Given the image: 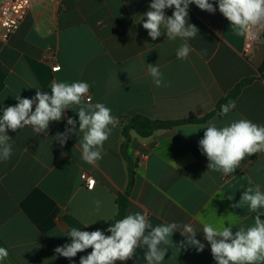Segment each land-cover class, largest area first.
I'll return each instance as SVG.
<instances>
[{"label": "crops", "instance_id": "obj_1", "mask_svg": "<svg viewBox=\"0 0 264 264\" xmlns=\"http://www.w3.org/2000/svg\"><path fill=\"white\" fill-rule=\"evenodd\" d=\"M209 2L217 8L214 14L189 6V22L199 34L188 41L192 51L185 60L176 56L184 41L169 40L166 34L153 41L142 27L141 16L151 0L36 1L17 30L8 39L0 37V115L4 107L18 103L14 97L19 94L32 98L35 88L51 94L53 81H84L90 85L86 102L103 103L118 118L95 165L82 159V134H70L63 147L53 140L65 131L68 117L78 121L77 105L61 121L50 122L48 135H37L31 126L7 131L13 151L10 159L0 161V247L9 255L0 264L74 259L54 252L71 242V229L106 230L118 214L117 198L129 182L122 154L129 120L135 115L160 121L201 119L247 78L254 80L225 116L219 112L204 123L157 130L149 137L130 132L127 156L135 181L126 216L146 213L153 227L176 222L191 224L198 232L203 252L178 250L175 244L184 237L175 232L161 264H216L203 238L204 224H231L235 232L252 226L256 214L264 219V208L253 213L247 204L232 207L247 187L260 185L264 191V152L246 157L225 175L208 170L209 161L199 149L206 130L201 127L208 121L223 127L248 119L264 126V41L244 57L247 36L234 31L216 0ZM173 10L166 9V15ZM147 64L159 66L163 86L154 85ZM55 66L59 69L53 70ZM84 174L95 179L92 189L84 185ZM144 251L142 246L133 259L117 264H147Z\"/></svg>", "mask_w": 264, "mask_h": 264}, {"label": "clouds", "instance_id": "obj_2", "mask_svg": "<svg viewBox=\"0 0 264 264\" xmlns=\"http://www.w3.org/2000/svg\"><path fill=\"white\" fill-rule=\"evenodd\" d=\"M191 4L208 13L214 14L217 10L209 0H151L148 10L141 16L140 23L153 41L165 34L169 40L180 38L184 41L176 51L180 60L188 58L192 51L188 41L199 34L197 26L189 22ZM216 4L219 12L240 36L250 37L253 26L264 21V0H216ZM166 9H174L171 16L166 15ZM147 71L155 86H163L162 73L157 64H147ZM89 88L90 85L84 81L71 84L53 81L51 94L35 88L32 98H22L20 94L15 96L18 103L4 107L0 115V161H7L12 155V138L7 135L8 130L15 132L31 126L37 135H48L50 122L61 121L65 118V111L77 105L78 110L74 112L78 115V121L68 117L65 131L57 132L53 140L63 147L70 134H82L79 144L82 159L95 165L102 159L104 142L118 118L103 103L86 102ZM235 106V101H229L221 106L219 115H227ZM201 128L206 130L198 144L201 154L206 155L209 161L208 170L232 174L246 157L264 152V126L248 119L233 121L223 127L208 121ZM95 203L99 206L100 202ZM242 204H247L253 213L264 208V191L260 185L247 187L239 202L232 207L241 208ZM105 231L110 235H105ZM175 232L184 237L175 244L178 250L192 247L198 253L204 251L205 244L196 238L198 232L191 224L172 222L153 227L146 213L137 212L112 223L106 230L89 232L73 228L67 235L71 242L57 246L54 252L56 256L71 259L91 248L88 255L80 257L79 264H117L118 261L133 259L137 249L143 246L147 264H161L169 251V238L173 243ZM202 233L216 264H264V219L259 214L255 215L254 224L247 229L241 227L233 232L231 224L220 228L204 224ZM8 255L7 249L0 247V261H4Z\"/></svg>", "mask_w": 264, "mask_h": 264}, {"label": "trees", "instance_id": "obj_3", "mask_svg": "<svg viewBox=\"0 0 264 264\" xmlns=\"http://www.w3.org/2000/svg\"><path fill=\"white\" fill-rule=\"evenodd\" d=\"M253 80L254 78H247L239 82L226 97L221 99V101L217 104L216 109L212 113L201 119H190V120H182V121H160V120L150 119L143 115H135L129 120L127 125H125V127L123 128V135L125 141L122 146V154L125 157L126 161L128 162L129 182L126 192L124 194H120L117 198V205L119 210L113 223L126 217L130 202V192L135 181V173H134L133 165L127 156V148H128L130 132L134 131L136 134H138L141 137H149L157 130L169 129L185 124L204 123L205 121H207L208 118L215 115L216 113H219L221 111L222 105L227 104L229 101H235L242 92L243 88L249 85ZM105 235H110V233L107 232ZM81 256L82 255H78L74 259L67 261L63 264H75L80 259Z\"/></svg>", "mask_w": 264, "mask_h": 264}, {"label": "built area", "instance_id": "obj_4", "mask_svg": "<svg viewBox=\"0 0 264 264\" xmlns=\"http://www.w3.org/2000/svg\"><path fill=\"white\" fill-rule=\"evenodd\" d=\"M36 1H43L47 3H56L61 0H0V37L2 39H8L19 27L24 20L26 14L31 8L32 4ZM253 26L252 35L247 36L243 48L244 57L249 58L253 55L255 47L264 41V23L260 28V33ZM59 67L55 66L53 70H58ZM90 101V98H87ZM84 185L88 189H92L95 185V179L87 174L83 175Z\"/></svg>", "mask_w": 264, "mask_h": 264}, {"label": "bare ground", "instance_id": "obj_5", "mask_svg": "<svg viewBox=\"0 0 264 264\" xmlns=\"http://www.w3.org/2000/svg\"><path fill=\"white\" fill-rule=\"evenodd\" d=\"M263 23H264V21H262L259 25L255 26V27H257L256 29H257V31H258L259 33H260V28L263 27Z\"/></svg>", "mask_w": 264, "mask_h": 264}]
</instances>
